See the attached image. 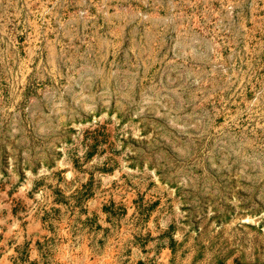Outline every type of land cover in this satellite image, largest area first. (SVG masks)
Wrapping results in <instances>:
<instances>
[{"label":"rangeland","instance_id":"1","mask_svg":"<svg viewBox=\"0 0 264 264\" xmlns=\"http://www.w3.org/2000/svg\"><path fill=\"white\" fill-rule=\"evenodd\" d=\"M0 264H264V0H0Z\"/></svg>","mask_w":264,"mask_h":264}]
</instances>
